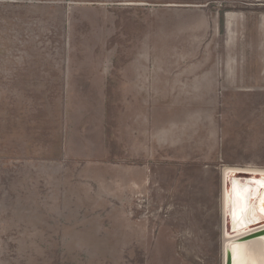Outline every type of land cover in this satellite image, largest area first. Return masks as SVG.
Listing matches in <instances>:
<instances>
[{
  "label": "crops",
  "instance_id": "obj_1",
  "mask_svg": "<svg viewBox=\"0 0 264 264\" xmlns=\"http://www.w3.org/2000/svg\"><path fill=\"white\" fill-rule=\"evenodd\" d=\"M177 30L172 45L183 39L188 53L170 58L167 69L150 70L142 56L127 64L119 56H0V92L47 94L24 102L40 109L37 122L27 115L20 125L2 119L4 157L68 169L44 215L51 232L41 235L34 225L30 231H39L24 236L29 248L43 237L51 252L64 254L59 264H95L89 262L94 256L101 264H121L118 255L137 234L124 207L148 193L151 162L167 146L174 160L203 165L198 161L218 156L228 138L223 126L242 122L238 111L255 107L229 94L264 93V19L256 5L192 6L183 32ZM186 109L190 140L181 144L175 120ZM166 115L172 118L167 127Z\"/></svg>",
  "mask_w": 264,
  "mask_h": 264
},
{
  "label": "rangeland",
  "instance_id": "obj_2",
  "mask_svg": "<svg viewBox=\"0 0 264 264\" xmlns=\"http://www.w3.org/2000/svg\"><path fill=\"white\" fill-rule=\"evenodd\" d=\"M254 5L264 19V0H0V56H119L120 64L142 56L150 70L172 68L170 58L188 53L183 39L175 47L172 40L175 27L183 32L192 6L224 11ZM46 96L0 92V123L15 119L20 125L24 115L37 122L40 109L24 102ZM229 96L255 107L238 111L242 122L223 126L229 133L218 156L198 161L203 165L186 163L174 160L165 146L151 162L148 193L124 207L128 228L137 234L134 244L118 255L121 264H224L223 172L264 170V93L244 90ZM171 101L166 96L165 105ZM184 111L175 120L181 122V144L190 140ZM167 120L172 118L166 115ZM5 133L0 124V137ZM165 136L168 140L172 133ZM7 153L0 149V264H59L63 253L51 252L43 237L29 248L24 236L38 232L30 231L36 224L41 235L51 232L44 215L51 213L53 195L68 169L4 157ZM101 227L107 234L108 225ZM91 261L101 264L100 257Z\"/></svg>",
  "mask_w": 264,
  "mask_h": 264
},
{
  "label": "water",
  "instance_id": "obj_3",
  "mask_svg": "<svg viewBox=\"0 0 264 264\" xmlns=\"http://www.w3.org/2000/svg\"><path fill=\"white\" fill-rule=\"evenodd\" d=\"M224 264H264V170L223 172Z\"/></svg>",
  "mask_w": 264,
  "mask_h": 264
}]
</instances>
